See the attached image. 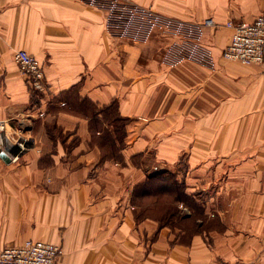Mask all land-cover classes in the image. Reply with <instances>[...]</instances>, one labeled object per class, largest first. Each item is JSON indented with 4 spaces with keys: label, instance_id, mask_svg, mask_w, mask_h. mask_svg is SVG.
<instances>
[{
    "label": "crops",
    "instance_id": "obj_1",
    "mask_svg": "<svg viewBox=\"0 0 264 264\" xmlns=\"http://www.w3.org/2000/svg\"><path fill=\"white\" fill-rule=\"evenodd\" d=\"M129 1L211 18L212 67L166 65L157 31L143 44L110 38L104 11L78 0H0V121L34 139L19 163L0 157V250L31 239L61 248L55 264H264V66L222 58L223 25L251 22L264 0ZM19 50L43 69L40 104ZM111 104L127 122L109 149ZM163 173L201 208L196 231L137 218L135 188Z\"/></svg>",
    "mask_w": 264,
    "mask_h": 264
},
{
    "label": "built area",
    "instance_id": "obj_2",
    "mask_svg": "<svg viewBox=\"0 0 264 264\" xmlns=\"http://www.w3.org/2000/svg\"><path fill=\"white\" fill-rule=\"evenodd\" d=\"M78 1L104 11L106 33L112 39L143 44L155 31L168 38L163 62L170 67H176L183 61L208 67L213 65L212 53L202 44L201 38L203 28L218 25L211 18L201 22L175 20L129 0ZM223 26L232 30L230 43L222 52L224 60L264 66V12L251 22L229 21ZM14 60L30 89L41 94L45 87L41 64L24 50L17 51ZM38 107L34 109L42 118L44 113ZM33 144L34 139L25 133L21 123L13 125L10 120L0 121V155L5 154L11 163H19L21 156ZM60 255L59 246L30 239L0 250V264H55Z\"/></svg>",
    "mask_w": 264,
    "mask_h": 264
},
{
    "label": "trees",
    "instance_id": "obj_3",
    "mask_svg": "<svg viewBox=\"0 0 264 264\" xmlns=\"http://www.w3.org/2000/svg\"><path fill=\"white\" fill-rule=\"evenodd\" d=\"M39 94L40 93L33 91L32 97L34 98L35 95ZM34 102L36 104L39 103L35 98ZM114 109V104L105 108V110L108 111L107 115L104 116L105 120L113 127V134H106V137L110 140L109 149H112V137L120 141L124 134V125L127 122L126 119L119 117ZM172 188H176L177 193L175 191L173 192ZM158 189H160L161 192H159ZM151 198L155 199V204H152L147 200ZM134 202L140 207L139 213L137 214L138 219L143 217H153L156 218L161 225L185 226V230L192 229L196 231L195 220L198 217H203L201 208L194 203L190 197L184 195L181 182H179L176 176L171 173L149 176L142 185L135 188ZM163 203L164 207L155 209V207L162 205ZM180 205L189 206L194 211L193 216L191 218L183 216L180 210Z\"/></svg>",
    "mask_w": 264,
    "mask_h": 264
},
{
    "label": "rangeland",
    "instance_id": "obj_4",
    "mask_svg": "<svg viewBox=\"0 0 264 264\" xmlns=\"http://www.w3.org/2000/svg\"><path fill=\"white\" fill-rule=\"evenodd\" d=\"M163 54H164V52H163ZM179 182H180V181H179ZM176 190H177L176 188H174V189L172 188V191H173V192L175 191V192L177 193ZM158 191L161 192L160 189H158ZM178 192H179V191H178ZM157 195H158V193H157ZM147 200H149L152 204H155V203H156V202H155V199H153V198H151V199H147ZM158 200H159V199H158ZM149 201H148V202H149ZM150 205H151V204H150ZM161 207H164V203H163L162 205H158L157 207H155V209H157V208H161ZM172 208H173V207H172ZM180 208H182L181 205H180Z\"/></svg>",
    "mask_w": 264,
    "mask_h": 264
},
{
    "label": "water",
    "instance_id": "obj_5",
    "mask_svg": "<svg viewBox=\"0 0 264 264\" xmlns=\"http://www.w3.org/2000/svg\"><path fill=\"white\" fill-rule=\"evenodd\" d=\"M1 159L4 160L5 162H9V158L5 154L0 155Z\"/></svg>",
    "mask_w": 264,
    "mask_h": 264
}]
</instances>
